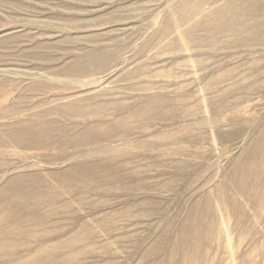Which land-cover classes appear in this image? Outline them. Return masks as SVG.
I'll return each mask as SVG.
<instances>
[{"label":"rangeland","instance_id":"1","mask_svg":"<svg viewBox=\"0 0 264 264\" xmlns=\"http://www.w3.org/2000/svg\"><path fill=\"white\" fill-rule=\"evenodd\" d=\"M0 264H264V0H0Z\"/></svg>","mask_w":264,"mask_h":264},{"label":"bare ground","instance_id":"2","mask_svg":"<svg viewBox=\"0 0 264 264\" xmlns=\"http://www.w3.org/2000/svg\"><path fill=\"white\" fill-rule=\"evenodd\" d=\"M15 107H17V105L15 106ZM24 120H22V122H23ZM29 123H30V121H28ZM18 124V123H17ZM20 124V123H19ZM21 124H23V123H21ZM20 124V125H21ZM26 127V126H25ZM23 129V128H22ZM26 129H27V127H26ZM39 129V128H38ZM38 129H36V130H38ZM20 131V130H19ZM34 131V130H33Z\"/></svg>","mask_w":264,"mask_h":264}]
</instances>
